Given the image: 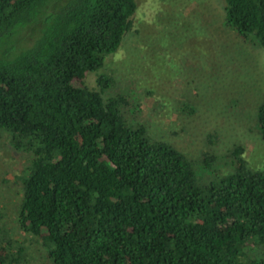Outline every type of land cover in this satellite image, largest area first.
I'll return each mask as SVG.
<instances>
[{"label":"trees","instance_id":"16d2710c","mask_svg":"<svg viewBox=\"0 0 264 264\" xmlns=\"http://www.w3.org/2000/svg\"><path fill=\"white\" fill-rule=\"evenodd\" d=\"M135 8L0 0V128L30 154L19 175L20 233L51 264H264V170L247 165L244 147L234 144L222 169L199 181L193 160L126 122L124 95L101 96L109 76L97 73L96 88L83 82L117 48ZM222 9L223 27L264 50V0H223ZM255 132L264 141V99ZM1 231L0 264H23L27 246Z\"/></svg>","mask_w":264,"mask_h":264},{"label":"rangeland","instance_id":"374dc122","mask_svg":"<svg viewBox=\"0 0 264 264\" xmlns=\"http://www.w3.org/2000/svg\"><path fill=\"white\" fill-rule=\"evenodd\" d=\"M135 2L131 26L117 48L98 69L86 71L83 82L96 88L97 73L109 76L101 96L124 95L120 111L126 122L142 123L150 137L193 160L199 181L222 169L234 144L244 147L250 168L264 170V141L255 132L256 106L264 99L263 48L255 38L242 41L222 26L223 0ZM8 136L0 128L1 234L25 243L23 264H51L16 225L19 175L30 154L14 149ZM204 152L214 159L199 163Z\"/></svg>","mask_w":264,"mask_h":264}]
</instances>
